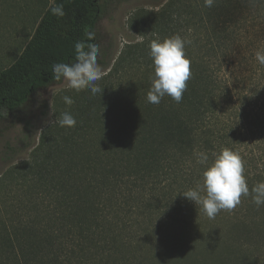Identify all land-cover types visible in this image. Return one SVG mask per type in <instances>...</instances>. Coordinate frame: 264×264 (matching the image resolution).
<instances>
[{
    "label": "trees",
    "instance_id": "16d2710c",
    "mask_svg": "<svg viewBox=\"0 0 264 264\" xmlns=\"http://www.w3.org/2000/svg\"><path fill=\"white\" fill-rule=\"evenodd\" d=\"M109 1L33 2L32 33L0 70V117L60 82L52 67L75 61L77 41L97 43ZM58 5L63 16L51 11ZM131 21L141 40L96 82L102 93L84 89L65 104L76 126L44 128L39 159L15 170L21 181L10 188L0 183V264H264V205L242 196L209 219L183 195L202 184L199 152L209 163L224 148L238 152L250 193L264 181V65L255 59L264 0H166ZM177 34L191 41L187 90L180 103H149V45ZM14 186L22 197L9 195Z\"/></svg>",
    "mask_w": 264,
    "mask_h": 264
},
{
    "label": "rangeland",
    "instance_id": "374dc122",
    "mask_svg": "<svg viewBox=\"0 0 264 264\" xmlns=\"http://www.w3.org/2000/svg\"><path fill=\"white\" fill-rule=\"evenodd\" d=\"M36 0H0V70L10 65L29 39L36 18ZM39 7L42 2L39 0ZM47 3L51 0H46ZM166 0H112L103 5L102 17L96 33L100 54L97 58L102 69V77L113 67L120 51L126 43L141 40L131 17L139 9H156ZM77 91L68 87L66 80L53 83L36 90L26 102L16 110L0 117V183L10 181L13 186L21 181L16 171L39 159V135L41 131L56 123L65 109L64 96L72 97ZM13 171L15 173H13ZM9 191L13 196L22 189ZM8 189L2 187L0 196ZM9 200V198H8ZM9 206V204H7Z\"/></svg>",
    "mask_w": 264,
    "mask_h": 264
},
{
    "label": "clouds",
    "instance_id": "9594fccd",
    "mask_svg": "<svg viewBox=\"0 0 264 264\" xmlns=\"http://www.w3.org/2000/svg\"><path fill=\"white\" fill-rule=\"evenodd\" d=\"M204 6L211 8L214 0H203ZM52 13L63 16V5L52 7ZM87 40L95 39V32L85 33ZM186 41L180 35L157 38L151 41L149 55L154 66V77L147 101L159 104L165 96H170L180 103L187 90V82L191 78V60L186 55ZM75 61L70 63L57 62L52 67L54 80H66L68 87L79 92L89 89L95 95L103 89L96 83L102 78V69L98 64L100 45L77 41L75 44ZM255 59L264 65V48L255 52ZM64 103L71 106L74 100L70 96L63 97ZM56 122L61 127H75L76 119L70 112L60 114ZM197 163L205 165L202 173V184L188 189L183 195L196 205H200L209 219H214L222 210L231 211L241 203V197L252 195L257 206L264 205V181L253 185L251 193L245 176L244 161L238 152L229 148L213 154L209 163L206 152L197 153ZM203 193V195H202Z\"/></svg>",
    "mask_w": 264,
    "mask_h": 264
}]
</instances>
